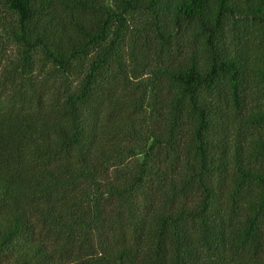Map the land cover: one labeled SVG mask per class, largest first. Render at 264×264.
<instances>
[{"label": "trees", "instance_id": "trees-1", "mask_svg": "<svg viewBox=\"0 0 264 264\" xmlns=\"http://www.w3.org/2000/svg\"><path fill=\"white\" fill-rule=\"evenodd\" d=\"M0 264H264V0H0Z\"/></svg>", "mask_w": 264, "mask_h": 264}]
</instances>
